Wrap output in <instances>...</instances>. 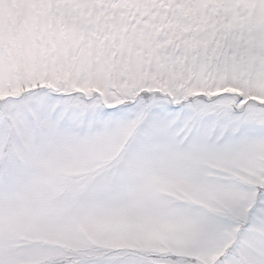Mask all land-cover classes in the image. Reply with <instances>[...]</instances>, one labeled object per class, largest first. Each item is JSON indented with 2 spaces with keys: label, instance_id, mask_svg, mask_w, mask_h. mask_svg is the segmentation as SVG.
Instances as JSON below:
<instances>
[{
  "label": "snow or ice",
  "instance_id": "snow-or-ice-1",
  "mask_svg": "<svg viewBox=\"0 0 264 264\" xmlns=\"http://www.w3.org/2000/svg\"><path fill=\"white\" fill-rule=\"evenodd\" d=\"M0 264H264V0H0Z\"/></svg>",
  "mask_w": 264,
  "mask_h": 264
}]
</instances>
